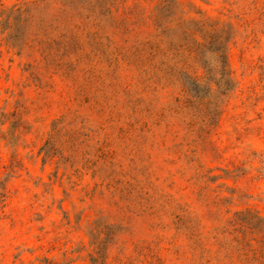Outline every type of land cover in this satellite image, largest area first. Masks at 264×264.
Here are the masks:
<instances>
[{"label": "rangeland", "instance_id": "374dc122", "mask_svg": "<svg viewBox=\"0 0 264 264\" xmlns=\"http://www.w3.org/2000/svg\"><path fill=\"white\" fill-rule=\"evenodd\" d=\"M203 18L235 83L208 129L170 71ZM263 241L264 0H0V264H262Z\"/></svg>", "mask_w": 264, "mask_h": 264}, {"label": "trees", "instance_id": "16d2710c", "mask_svg": "<svg viewBox=\"0 0 264 264\" xmlns=\"http://www.w3.org/2000/svg\"><path fill=\"white\" fill-rule=\"evenodd\" d=\"M171 3L163 4L158 8L157 19L160 26L163 25L164 19L171 15L174 7ZM198 34L204 39L203 41L196 38ZM231 38L232 31L229 24L219 27L217 23L203 18L192 20L184 30L181 41L175 46V56L178 60L177 64L170 67V71L181 84L185 103L190 106L203 107L206 129L217 122L221 113L219 101L235 86L227 56L228 43ZM196 66L202 68L203 74H198ZM212 84L217 86L214 100L209 98ZM256 226L245 220L244 224H241L239 230L243 234L245 247H252V243L246 238L247 229L245 227L251 230ZM262 247L264 248V241ZM253 251L255 259L259 256L264 257L261 249L254 248Z\"/></svg>", "mask_w": 264, "mask_h": 264}]
</instances>
